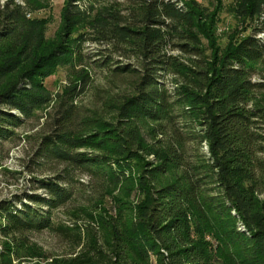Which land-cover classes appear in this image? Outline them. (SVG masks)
Segmentation results:
<instances>
[{
  "label": "trees",
  "instance_id": "obj_1",
  "mask_svg": "<svg viewBox=\"0 0 264 264\" xmlns=\"http://www.w3.org/2000/svg\"><path fill=\"white\" fill-rule=\"evenodd\" d=\"M233 1L221 44L196 0H64L53 39L36 0H0V147L55 105L33 159L49 174L0 199V264L46 258L29 238L46 229L71 252L44 264H264V0ZM87 59L127 85L114 122L81 117ZM78 175L103 192L54 227Z\"/></svg>",
  "mask_w": 264,
  "mask_h": 264
},
{
  "label": "rangeland",
  "instance_id": "obj_2",
  "mask_svg": "<svg viewBox=\"0 0 264 264\" xmlns=\"http://www.w3.org/2000/svg\"><path fill=\"white\" fill-rule=\"evenodd\" d=\"M97 5H106L110 2L120 0H90ZM184 2L190 0H183ZM203 8L204 12L214 16V23L207 28L213 31L214 36L223 44L225 37L223 33L229 32L232 28H237V22L231 13L233 0H196ZM38 9L34 15L38 18L46 19L48 39H53L58 34L60 24V10L64 0H36ZM249 29L247 30V32ZM95 47L86 43L83 45V53L91 54ZM85 68L90 75V83L87 89L77 96L75 103L78 106L81 117L86 119L105 120L114 122L115 114H109L105 104L113 97L127 90L121 80H116L108 75L104 70L94 67L86 60ZM259 68L264 70V61ZM69 72L60 68L51 76L44 79L43 83L53 96L60 94L64 86L68 85ZM255 78H258L256 75ZM53 103L44 106L35 113V116L24 126L16 129L18 138L5 142L0 147V199L10 198L22 194L26 191L30 183V176L47 175L49 172L36 169L33 162L35 151L40 138L49 132L50 116L54 114ZM107 111V112H106ZM85 116V117H84ZM93 126H86V131L92 130ZM205 149V147H204ZM60 169V167H59ZM58 169V170H59ZM74 194L69 204L60 209L53 216L54 227L69 225L70 217L66 214V208H75L90 205L103 192L102 187L95 180L84 175L75 177ZM30 241L38 252L45 257H26L15 260L14 264H44V260L49 258H61L68 256L71 252L69 243L62 239L55 229H46L38 233L29 234Z\"/></svg>",
  "mask_w": 264,
  "mask_h": 264
}]
</instances>
